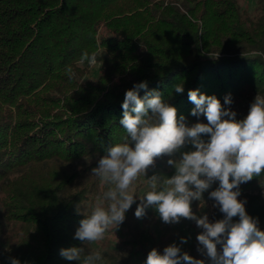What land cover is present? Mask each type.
Listing matches in <instances>:
<instances>
[{"label": "trees", "instance_id": "obj_1", "mask_svg": "<svg viewBox=\"0 0 264 264\" xmlns=\"http://www.w3.org/2000/svg\"><path fill=\"white\" fill-rule=\"evenodd\" d=\"M85 50L97 53L96 65L79 62ZM144 81L188 126L207 123L190 114L188 91L196 89L221 104L231 94V110L243 119L244 102L264 95V0L255 10L243 0H0V264L10 257L21 264H78L60 255L74 246L100 250L103 264H145L153 248L162 254L173 243L210 264L197 250L195 221L184 230L150 207L135 216L139 180L136 203L107 233L131 253L118 255L107 238L99 249L74 238L106 190L92 169L126 135L119 123L125 93ZM177 84L182 94L174 91ZM192 150L186 143L150 169L168 171V159ZM262 184L264 171L240 185L238 198L264 231V194L252 193ZM218 186L204 197L213 200ZM223 218L219 208L212 214L213 222Z\"/></svg>", "mask_w": 264, "mask_h": 264}, {"label": "clouds", "instance_id": "obj_2", "mask_svg": "<svg viewBox=\"0 0 264 264\" xmlns=\"http://www.w3.org/2000/svg\"><path fill=\"white\" fill-rule=\"evenodd\" d=\"M79 62L94 66L98 63L97 53L85 50ZM66 72L69 78L75 75L71 66ZM141 90L143 97L139 95ZM174 91L182 94L183 85H175ZM188 98L194 104L190 114L205 116L206 124L188 126L186 118L178 117L177 109L165 102L159 91L148 90L146 81L126 91L119 121L126 135L123 142L109 147L92 169V176L107 187L95 198L90 214L80 221L74 238L92 245L104 240L110 230L114 232L136 203L137 181L146 176L158 158L174 156L190 143L194 150L182 152L179 159H168V165L175 168L174 175L168 178L153 174L146 179L147 188L139 196L135 216L142 218L151 207L165 224H177L182 219L195 221L202 229L197 236L201 246L197 250L209 258L210 264H264V231L258 227V220L246 213V201L238 199L240 185L264 171V95L255 96L243 119H237V113L231 110V94L224 97L223 104L215 95L202 94L199 89L189 90ZM216 182L219 186L209 198L224 218L209 222L207 215L198 217L192 211L191 203L202 202L203 193ZM234 217H238L235 222ZM186 242L181 238V243ZM60 255L78 264H103L104 259L100 250L75 246L61 249ZM9 259L10 264H21L16 258ZM145 264L205 261L182 252L173 243L162 254L153 248Z\"/></svg>", "mask_w": 264, "mask_h": 264}, {"label": "rangeland", "instance_id": "obj_3", "mask_svg": "<svg viewBox=\"0 0 264 264\" xmlns=\"http://www.w3.org/2000/svg\"><path fill=\"white\" fill-rule=\"evenodd\" d=\"M243 2H244V5H246L251 10H255L257 8V6L259 5V0H243ZM255 96L256 95H254L251 99L246 100L244 102L243 106L245 108H249L250 107V104L253 102ZM168 166H169V170L168 171H160V170H151V169H149L148 172H147V174H146V176L145 177H141L139 179V182H142L143 183V187L141 189L142 194H144V191L147 188V180L146 179L149 178V177H151L153 174L161 175V176L168 177V178H170L172 175L175 174V168H174V166H170V165H168ZM106 187L107 186L105 185V188ZM252 193L253 194H264V184L256 187ZM194 201H192V203H191L192 211L198 217H202L203 215H207L208 218H209V222H213L212 221V214L218 208V207H213V205H214L215 202L213 200H207L204 197V195H203L202 196V202L201 201H197L198 202L197 205H196L197 208H194V206H193ZM151 209H153V208H151ZM153 210L156 212L155 209H153ZM156 215L159 217V215H158L157 212H156ZM159 219H160V217H159ZM188 221L189 220H187V219H182L180 223L173 224V225L177 226L178 228H181V229H184L185 230L186 227H187ZM198 230H199V234H200L202 232V229L198 227ZM105 238L108 239L107 242L110 245H112L111 248L114 249V251L118 255H126V254L131 253L130 248H119V247H116L115 244H114V237L111 236L110 234H106V237ZM93 248L99 249L100 248V244L98 242H96L95 244H93ZM207 259L209 260L208 257H207Z\"/></svg>", "mask_w": 264, "mask_h": 264}]
</instances>
